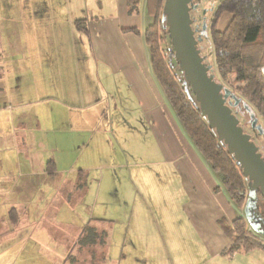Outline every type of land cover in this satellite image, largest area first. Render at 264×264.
<instances>
[{
	"label": "crops",
	"instance_id": "1",
	"mask_svg": "<svg viewBox=\"0 0 264 264\" xmlns=\"http://www.w3.org/2000/svg\"><path fill=\"white\" fill-rule=\"evenodd\" d=\"M16 2L0 0V264H264L260 249L221 255L230 241L219 220L245 208L231 202L153 75L146 0L137 12L126 0H106L107 14L88 0ZM224 18L219 31L231 16ZM152 164L164 192L154 191ZM93 195L101 206L118 197L112 212L134 230L119 257H110L109 238L100 254L77 248L87 224L101 231L106 222H95L104 219L87 205L79 214ZM129 199L131 211L123 209ZM164 205L178 207L175 220Z\"/></svg>",
	"mask_w": 264,
	"mask_h": 264
},
{
	"label": "trees",
	"instance_id": "2",
	"mask_svg": "<svg viewBox=\"0 0 264 264\" xmlns=\"http://www.w3.org/2000/svg\"><path fill=\"white\" fill-rule=\"evenodd\" d=\"M138 2L127 0L130 12H137ZM164 2L146 0L147 11L153 22L144 32V41L153 75L190 142L211 170L219 175L231 202L241 209L245 206L248 190L241 168L227 153L224 144L217 141L216 133L209 129L206 118L201 117L198 103L189 96V85L177 77L175 66L165 61L164 56L170 58L174 54L169 48L167 28L160 17ZM225 13L231 19L219 31L216 27ZM74 24L78 30L88 34L86 20H78ZM208 35L217 75L215 81L228 87L231 94H238L236 98L255 111L264 132V0H220L209 22ZM261 157L264 160L263 155ZM48 165V173L53 174L54 164L49 162ZM254 203L264 222V197L260 191L256 192ZM219 225L230 241V245L221 252L222 256L231 258L237 253L246 254L259 249L264 251V239L253 231H247L246 220L242 216L232 221L223 218L219 220ZM108 238L105 230L97 231L87 224L76 245L78 250L91 249L94 252L106 247Z\"/></svg>",
	"mask_w": 264,
	"mask_h": 264
},
{
	"label": "water",
	"instance_id": "3",
	"mask_svg": "<svg viewBox=\"0 0 264 264\" xmlns=\"http://www.w3.org/2000/svg\"><path fill=\"white\" fill-rule=\"evenodd\" d=\"M191 0H165L163 12L168 28L174 59L178 70L185 75V84L190 87L199 105L201 117L206 118L210 130H214L218 142H222L227 153L232 155L236 164L242 170V176L250 183L246 193L244 208L255 200V194L260 191L264 197V160L258 147L251 142L239 126L238 119L232 115V106L239 99L231 94V90L215 81L208 74L211 66H204L196 48L199 36L194 38L189 18ZM163 21V20H162ZM203 31L206 26H203ZM231 99H236L234 104Z\"/></svg>",
	"mask_w": 264,
	"mask_h": 264
},
{
	"label": "rangeland",
	"instance_id": "4",
	"mask_svg": "<svg viewBox=\"0 0 264 264\" xmlns=\"http://www.w3.org/2000/svg\"><path fill=\"white\" fill-rule=\"evenodd\" d=\"M16 1H17L16 2L17 4H19L18 1L21 2V4L25 2V0H16ZM105 1L106 0H88L87 5H88L89 9L101 10V13L107 14L108 12H110L112 10V8L108 7V5H106ZM219 1L220 0H191V2L189 4V8H190L189 9V18L192 21L191 28L194 31V38L197 39V37L199 36V42L197 43L196 48H198V50H199V56L202 59L203 65L204 66H211V69L209 70L208 74L214 76L216 79H217V75L215 73V64H214V59H213L212 46H211L210 38L208 35V27H209V22H210L213 14L216 10V6H217ZM160 17L163 20V25L166 27V24H165L166 16L164 14H162ZM225 17H228V16L225 15ZM226 21L227 20L225 18L220 19L218 25L222 26L223 24L226 23ZM204 25L207 27V29L203 31L202 28ZM167 32H168V28H167ZM168 43L170 44L169 48L172 50V46H171V42H170L169 38H168ZM162 47L164 48V44H162ZM163 55H164V53H163ZM164 57H165V61H169L170 63H172L175 66V73H176L177 77L179 79L185 81V75L183 72H180L178 70V64H176V61L174 59V55L173 56L170 55V58L169 57L166 58V56H164ZM222 85L224 86V84H222ZM226 88L229 89L228 87H226ZM0 89H1V84H0ZM1 91L2 90H0V92ZM185 94L187 95V90L185 91ZM189 96H191V98L193 100L195 99L194 95L191 93V91L189 92ZM237 96H239V95L236 94V97ZM231 100H232L233 104L236 101H238L236 99H231ZM246 104L247 103L243 102L240 99L238 106H236L237 104L232 106V108H231L232 115H234L238 119L239 126L242 128L243 132L245 134H247L248 136H250L251 142L254 143L258 147L259 153H261V155H263V157H264V132H262L261 121H260L259 117L257 116V114L255 113V111L249 105H246ZM114 117L115 116L112 114V119H114ZM112 142L115 145H117V143H123L124 141L121 140L120 138H117V140L112 139ZM129 145H132V143ZM156 156H158L157 151L155 154H153L152 159L156 158ZM154 167H156V166H154L152 164L149 168V170H150V172H152V176L154 178V182H155L154 186L157 185V188L154 189V191L164 192L165 189H164L163 185H165V183H161L160 178H159L161 172L157 173V175L155 176V172L153 171ZM244 181H245V186L247 185V187H248L250 182L247 179H244ZM116 183L120 184V188L117 189V191L119 192V197L124 198V196H125V198H126L127 197V191L124 190V188L121 186L120 179H118L116 181ZM152 184H153V182L151 183V185ZM134 185L137 186L139 189H146L142 180L135 181ZM93 188H94V190H96L98 188V182L94 181ZM105 195L106 194L105 193L103 194L102 189H101V197H103V199H107V197ZM162 200L164 203L166 202V200H168L165 197L164 193H163ZM169 200H171V199H169ZM107 203H108V201H107ZM127 203L128 204L123 205V209L131 211V203H132L131 199L127 200ZM86 205L93 207L98 211L99 216H94V217L101 218V219H104L106 221L103 223V230H105L108 233V237L110 240V249H111L110 257L111 258L119 257L120 244L123 243L125 240H127L129 237H131L134 230L125 221L117 220L116 212H112L113 209L119 208L118 197L111 199L108 204H104L103 206H101V205H98L95 203L94 195L88 196L87 203H85V201H83V203L80 204L79 209L81 210V212L79 214L82 217H85L83 209H86ZM242 208H244V206ZM242 208L240 209V211L242 210ZM177 209H178V207L175 205H172L169 208H167L165 205L163 207L164 213L167 214L168 217H170L172 219H174L172 215L175 214ZM241 213H243L241 216L243 218H245V220H246L247 231L248 232L253 231L254 233L260 235L262 240H263L264 239V222L260 218L259 212L257 211V208H256L254 201H250V203L245 207V209L243 211H241ZM129 215L130 214L128 213V216ZM122 217L124 218L125 215H123ZM68 218H75L76 219L77 217H68ZM130 230H131V232H130ZM127 231H128V233H127ZM126 233H127V235H126ZM100 250L101 249H97V251L92 252L91 249H86V252H88V253L91 252L94 254H100ZM61 251L64 254V248H61ZM256 252H259V251H256ZM95 257H96V255H95ZM163 262H165V261H163ZM165 263H167V262H165ZM27 264H48V263L45 259L36 258V259L29 260ZM90 264H93V263H90ZM155 264H157V262H155Z\"/></svg>",
	"mask_w": 264,
	"mask_h": 264
},
{
	"label": "flooded vegetation",
	"instance_id": "5",
	"mask_svg": "<svg viewBox=\"0 0 264 264\" xmlns=\"http://www.w3.org/2000/svg\"><path fill=\"white\" fill-rule=\"evenodd\" d=\"M234 96H236L235 94H233Z\"/></svg>",
	"mask_w": 264,
	"mask_h": 264
},
{
	"label": "built area",
	"instance_id": "6",
	"mask_svg": "<svg viewBox=\"0 0 264 264\" xmlns=\"http://www.w3.org/2000/svg\"><path fill=\"white\" fill-rule=\"evenodd\" d=\"M127 1V0H126Z\"/></svg>",
	"mask_w": 264,
	"mask_h": 264
}]
</instances>
